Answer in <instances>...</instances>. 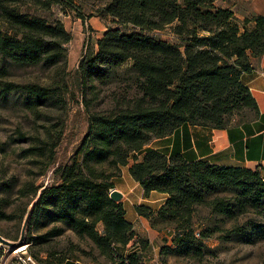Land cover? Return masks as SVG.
I'll use <instances>...</instances> for the list:
<instances>
[{
  "label": "trees",
  "instance_id": "trees-1",
  "mask_svg": "<svg viewBox=\"0 0 264 264\" xmlns=\"http://www.w3.org/2000/svg\"><path fill=\"white\" fill-rule=\"evenodd\" d=\"M59 1L0 0V60L13 67L33 65L50 71L44 84L0 80V95L19 90L32 108L64 101L68 93L66 45L72 38L58 18L49 23L40 14ZM216 2L109 0L104 6L113 22L133 30L125 33L110 27L97 39L96 50L83 55L77 64L80 92L92 80H102L130 62L140 94L109 111L91 112L88 130L73 158L54 170L56 181L31 190L38 197L34 210L42 204L54 206L53 217L69 224L78 239V244L69 243L72 250L91 256L79 246L86 242L111 264L140 263V252L125 255L115 248L126 247L137 235L125 218L123 204L109 198L112 179L120 176L121 167L130 160V175L146 193L167 194L157 210L139 206L137 212L149 219L151 227L158 229L161 222L164 229H171L172 244H190V224L200 205L230 219L245 213L257 215L263 222H252L248 237L264 239V177L258 170L187 162L182 155L168 157L152 149L141 159L136 155L150 139L165 137L183 123L224 129L226 116L242 117L247 111L252 117L258 114L240 75L252 69L250 56L264 54V15L240 20ZM172 24L177 43L144 33ZM7 64L0 65L1 76L10 74ZM57 135L59 141L60 132ZM7 216L0 212V218ZM62 233L54 227L38 239ZM135 244L141 251L149 246L139 237ZM172 250L163 246L161 253ZM69 259L64 255L53 264Z\"/></svg>",
  "mask_w": 264,
  "mask_h": 264
},
{
  "label": "rangeland",
  "instance_id": "rangeland-1",
  "mask_svg": "<svg viewBox=\"0 0 264 264\" xmlns=\"http://www.w3.org/2000/svg\"><path fill=\"white\" fill-rule=\"evenodd\" d=\"M108 2L60 0L50 10L40 13L49 23L59 18L72 38L66 45L68 69L65 81L68 93L63 96L64 101L59 105L47 102L44 106L32 108L27 105L29 99L26 94L19 90L0 95V212L8 215L0 218V236L15 243L20 241V247L25 248L18 253L19 248L12 250L0 245V264H26L28 257L33 264H53L54 259L64 255L84 264H111L89 243L79 242V246L91 256L72 250L69 243L78 244V239L69 229V224L53 217L57 212L54 206L42 204L34 210L37 197H34L33 191L31 193L38 186L55 182L54 170L71 161L88 130V115L91 112L109 111L120 101L140 94L137 81L129 71L130 62L113 69L102 80H92L84 92H80L77 61L84 53L96 50V41L102 30L110 27H119L125 33L133 30L131 26L113 22L104 11ZM174 26L167 25L162 30L144 33L177 43L180 40L174 34ZM2 64L7 63L0 60ZM7 65L10 74L0 75V80L44 84L50 73L39 66ZM252 116L251 111L244 112L242 117L226 116L224 123H239ZM57 142L59 144L53 147ZM120 171V176L125 174L124 169ZM194 213L190 224L193 232L190 244L182 247L166 244L165 239H161L160 253L154 264H264V239L248 237L253 229L251 223L263 222L260 217L245 213L230 219L210 213L201 205ZM54 227L62 229L63 233L38 239ZM100 228L98 224L97 229ZM157 228L164 232L161 222L157 223ZM139 238L146 240L143 236ZM137 240L138 236L127 244L128 250L133 249ZM163 246H170L173 250L161 253Z\"/></svg>",
  "mask_w": 264,
  "mask_h": 264
},
{
  "label": "crops",
  "instance_id": "crops-1",
  "mask_svg": "<svg viewBox=\"0 0 264 264\" xmlns=\"http://www.w3.org/2000/svg\"><path fill=\"white\" fill-rule=\"evenodd\" d=\"M216 1L217 4L229 8L235 18L240 20L250 18L251 15H264V0ZM250 62L252 69L242 72L240 78L256 102L257 115L227 125L224 129L183 123L165 137L150 139L143 150L136 153L138 158L141 159L146 151L152 149L168 157L182 155L187 162L206 161L219 167L258 170L264 177V54L258 57L250 56ZM132 163L130 160L128 165L122 166L125 174L112 179V183L114 188L122 193L121 203L126 220L132 224L138 237H145L149 246L144 251H141L137 244L130 250L128 246L121 245L115 248L125 255L130 251L140 252V262L154 264L157 262L156 256L160 253L159 241L164 238L166 244L172 245L171 237L170 234L167 235L166 229L163 232L151 227L149 219L138 214L137 207L145 206L155 211L167 200V194L155 190L146 193L130 175L128 169ZM64 264L84 263L78 259H69L64 261Z\"/></svg>",
  "mask_w": 264,
  "mask_h": 264
},
{
  "label": "water",
  "instance_id": "water-1",
  "mask_svg": "<svg viewBox=\"0 0 264 264\" xmlns=\"http://www.w3.org/2000/svg\"><path fill=\"white\" fill-rule=\"evenodd\" d=\"M109 198L112 201L121 202L122 201L121 200L122 199V193L120 191H118L117 189L112 188L109 191ZM20 243H21L20 241H18V243H15V242H12V241L6 239L5 237H1L0 236V245L3 246V247L7 246L8 248H10L12 250H17L19 248V246H20Z\"/></svg>",
  "mask_w": 264,
  "mask_h": 264
},
{
  "label": "built area",
  "instance_id": "built-area-1",
  "mask_svg": "<svg viewBox=\"0 0 264 264\" xmlns=\"http://www.w3.org/2000/svg\"><path fill=\"white\" fill-rule=\"evenodd\" d=\"M110 190H111V189H110ZM166 232H167V235L170 234V237L172 238L173 231H172L171 229L167 228ZM25 261H26V264H33V263H32V260H31L29 257L26 258Z\"/></svg>",
  "mask_w": 264,
  "mask_h": 264
},
{
  "label": "bare ground",
  "instance_id": "bare-ground-1",
  "mask_svg": "<svg viewBox=\"0 0 264 264\" xmlns=\"http://www.w3.org/2000/svg\"><path fill=\"white\" fill-rule=\"evenodd\" d=\"M24 249H25V248L19 246V249H18L16 252H18V253H19V252H22Z\"/></svg>",
  "mask_w": 264,
  "mask_h": 264
}]
</instances>
